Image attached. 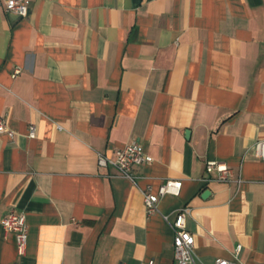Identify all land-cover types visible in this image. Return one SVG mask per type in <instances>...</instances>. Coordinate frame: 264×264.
I'll return each instance as SVG.
<instances>
[{"label": "crops", "instance_id": "1", "mask_svg": "<svg viewBox=\"0 0 264 264\" xmlns=\"http://www.w3.org/2000/svg\"><path fill=\"white\" fill-rule=\"evenodd\" d=\"M27 1L20 18L0 0V264H174L160 215L182 206L194 264L236 246L264 264V0ZM132 140L133 184L96 160ZM207 162L231 180L204 181ZM166 180L178 195L146 216L141 191Z\"/></svg>", "mask_w": 264, "mask_h": 264}, {"label": "built area", "instance_id": "2", "mask_svg": "<svg viewBox=\"0 0 264 264\" xmlns=\"http://www.w3.org/2000/svg\"><path fill=\"white\" fill-rule=\"evenodd\" d=\"M4 11L12 13L20 18H24L28 9L29 2L27 0H2ZM19 73V69L15 68L12 71L11 78ZM0 135H5L9 139L12 133L4 126L0 120ZM35 136V128L33 125H28L26 137L33 139ZM254 154L264 166V142H259L254 147ZM98 167H112L116 170L119 176L125 178L133 184L134 168L147 163L148 159L143 152L138 142L132 140L113 153V159H106L101 154H96ZM204 173L207 175L204 181L229 182L231 180V171L225 166L207 162L204 168ZM214 173L215 176L210 178L209 175ZM238 183V181H237ZM181 187L179 180H166L160 184L154 192L150 188H145L141 191L142 204L146 216L157 213V202L163 196H177ZM189 216V208L182 206L178 208L169 219L168 216L160 215L161 219L168 225L172 232V254L174 264H194L193 255V238L185 228V220ZM1 228L4 232L12 235L15 243L16 253L23 255L26 237L27 226L25 218L22 214H14L9 212L1 220ZM239 253V246H236L233 252L234 261L223 259H215L213 264H242L236 260Z\"/></svg>", "mask_w": 264, "mask_h": 264}, {"label": "water", "instance_id": "3", "mask_svg": "<svg viewBox=\"0 0 264 264\" xmlns=\"http://www.w3.org/2000/svg\"><path fill=\"white\" fill-rule=\"evenodd\" d=\"M184 135H185V138H187L188 137V132H185Z\"/></svg>", "mask_w": 264, "mask_h": 264}]
</instances>
